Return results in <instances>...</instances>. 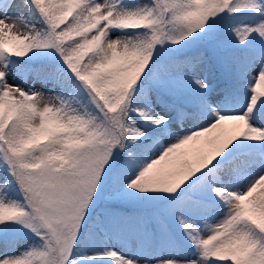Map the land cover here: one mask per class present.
<instances>
[{
	"label": "snow or ice",
	"instance_id": "1",
	"mask_svg": "<svg viewBox=\"0 0 264 264\" xmlns=\"http://www.w3.org/2000/svg\"><path fill=\"white\" fill-rule=\"evenodd\" d=\"M0 264H264V0H0Z\"/></svg>",
	"mask_w": 264,
	"mask_h": 264
},
{
	"label": "rangeland",
	"instance_id": "2",
	"mask_svg": "<svg viewBox=\"0 0 264 264\" xmlns=\"http://www.w3.org/2000/svg\"><path fill=\"white\" fill-rule=\"evenodd\" d=\"M37 87H39V86H37Z\"/></svg>",
	"mask_w": 264,
	"mask_h": 264
}]
</instances>
